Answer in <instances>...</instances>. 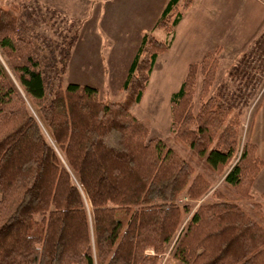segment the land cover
<instances>
[{"label":"trees","instance_id":"16d2710c","mask_svg":"<svg viewBox=\"0 0 264 264\" xmlns=\"http://www.w3.org/2000/svg\"><path fill=\"white\" fill-rule=\"evenodd\" d=\"M196 1L168 0L156 27L170 40L143 35L123 103L74 83L49 92L47 70L55 79L66 72L75 37L44 62L25 15L0 3V50L69 164L0 63V264H264V217L252 195L263 161L242 142L240 103L211 93L214 54L191 63L170 98L173 145L151 138L130 110ZM73 176L91 203L93 236Z\"/></svg>","mask_w":264,"mask_h":264},{"label":"rangeland","instance_id":"374dc122","mask_svg":"<svg viewBox=\"0 0 264 264\" xmlns=\"http://www.w3.org/2000/svg\"><path fill=\"white\" fill-rule=\"evenodd\" d=\"M125 1L126 0L121 1V4L125 3ZM0 3H2L6 8H16L19 13L25 15L24 18L28 24V35L34 41L36 47L39 50V55L44 62L47 61L46 59L50 60L53 57L58 59L61 50L65 48L66 43H68L70 39L74 37L75 42L78 38L80 39L77 46V53L82 52L84 49L85 51L86 49L89 50L88 57H86L87 53H80L77 61L79 62L82 59L86 60L87 58L97 66H92L85 69L81 67L82 65L75 61L71 64L70 75L67 72L62 73L59 79H55L53 77L54 71L48 69L47 74L49 76V92H55L58 86L64 88L73 82H77L83 86H86V84H92L91 78L97 80L98 82L96 83L99 84H103L105 82L103 78L105 77L106 71L100 63H102L104 57L109 60L110 54L112 53L111 50L113 48L106 37V34L108 33L107 28L109 27V19L107 18L108 15L106 16V12L109 6L106 8V5H104L98 7V10L95 7L92 10L87 9L83 11V17H85L84 20H87L83 21V29L79 34L77 28L79 27L80 21L74 17L64 14V12L59 9L60 4H65L69 7L79 5L78 0H0ZM247 11L245 13H247ZM125 13L126 15L129 14L127 16L132 17V13H130L129 9H125ZM26 15H29V19L26 17ZM133 21V19L121 18L117 20V23L122 29L123 24L126 22L131 23ZM243 30L249 31V25H243ZM263 36L264 35L260 36L254 41V43L248 46V52L246 54L249 53V55L245 54L243 56H239L238 58H234L233 56L217 58L214 56V60L218 62V70L211 87V93L219 92L225 106L230 103H240L239 106L236 107V110L240 112V129L243 143L250 140L253 144H259L256 141L257 139H255L256 137L254 138L253 125L255 113L259 109L262 100L264 99V73L259 69L261 65H264V41L263 43L261 42ZM88 37L93 38L89 40ZM167 40H170V38ZM111 58L116 61L118 60L121 66V59L128 60L129 56L113 55ZM167 59L168 58L165 60L160 59L159 64H157L158 60H156L153 70L149 76L141 103L134 104L131 106L130 110L138 119L144 121L148 125L151 138H161L168 144L173 145V141L170 136V98L181 87L187 72L185 68H183L184 64H175L174 61L173 63H168ZM0 63L4 66L8 75V79L12 85L23 95L24 99L26 100L29 112L38 121L45 139L56 152L61 164L65 168L69 169V164L65 154L58 147L51 131L43 122L38 111L30 104L29 100L22 92L18 79L14 75L8 59L1 50ZM108 72L110 76V69H108ZM245 72L248 73V76L244 75ZM118 73L111 72L113 75ZM121 79H124V77L118 76L114 79L116 81H113L112 83L108 82V85L105 82L106 86L102 85L95 87L100 91L101 98L107 99L111 102L123 103L129 101L128 95L121 90L125 82L122 81V85H118L120 84ZM201 82L202 76H199L197 86L198 93L194 100L195 111H197L199 107L198 102ZM261 132H263L262 129ZM260 136H263V133H260ZM258 148L259 147H257V155L260 157ZM263 169L264 156L262 170ZM262 170V174H259L261 177L258 176L253 184L252 195L254 196V201L261 205L260 209L264 217V170ZM72 181L76 186H78L82 193L85 208L91 223V231L93 236L94 233L92 230L93 217L91 203L85 191L74 176ZM185 201L189 200L185 199ZM166 258L170 259L169 254L166 255Z\"/></svg>","mask_w":264,"mask_h":264},{"label":"crops","instance_id":"0c3cea01","mask_svg":"<svg viewBox=\"0 0 264 264\" xmlns=\"http://www.w3.org/2000/svg\"><path fill=\"white\" fill-rule=\"evenodd\" d=\"M78 1L79 5L73 7L60 4L59 9L64 14L80 21L77 28L79 34L83 29V21L87 20H84L83 11L87 9L92 10L95 7L98 10V7L104 5H106V8L109 6L106 12V16L108 15L107 18L109 19L106 37L113 48L109 60L104 57L102 63H100L106 71L103 79L107 85L108 82L112 83L116 81L114 79L118 76L124 77V79L120 80L119 86L122 85V81L126 82L130 67L140 45L141 36L143 37L145 33H151L155 38L161 40L170 38L166 32L156 27L168 0H126L123 4H121L123 0ZM125 9H129L132 17L127 16L129 14L126 15ZM246 11L247 13H245ZM121 18L133 19L134 21L131 23L126 22L121 29L117 23V20ZM245 24L249 25V31L243 30V25L245 26ZM262 35H264V0H197L184 13L182 20L175 28V36L169 51L158 57L157 64H159L160 59L165 60L168 58V63H173L174 61L175 64H184L183 68L187 72L191 63L200 61L207 53H213L217 58L224 56L238 58L245 55L248 52V46ZM91 38L93 37H88L89 40ZM79 41L80 39L78 38L71 49L67 62L66 72L69 75L71 64L75 61L85 69L97 66L87 58L86 60L77 61L80 53H87L86 57L89 55L88 49L77 53ZM113 55H128L129 59H121L120 66L118 60L116 61L111 58ZM246 55H249V53ZM108 69H110V76ZM259 69L264 73V65H261ZM111 72L119 73L113 75ZM91 81L92 84H86V86H106L105 82L103 84L96 83L98 81L94 78H91ZM73 83L83 86L77 82ZM253 126L254 138L256 137L255 139L259 143L255 144L259 147L258 152H260V158L263 161L264 99L255 113ZM261 129L263 132H261ZM260 133H263V136H260Z\"/></svg>","mask_w":264,"mask_h":264}]
</instances>
